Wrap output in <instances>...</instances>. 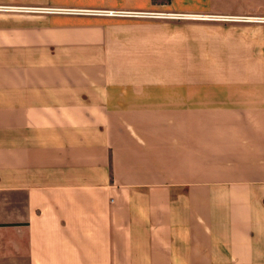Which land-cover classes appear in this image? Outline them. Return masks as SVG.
I'll use <instances>...</instances> for the list:
<instances>
[{"label": "crops", "instance_id": "obj_1", "mask_svg": "<svg viewBox=\"0 0 264 264\" xmlns=\"http://www.w3.org/2000/svg\"><path fill=\"white\" fill-rule=\"evenodd\" d=\"M264 17V0H0ZM0 264H264V24L0 11Z\"/></svg>", "mask_w": 264, "mask_h": 264}, {"label": "built area", "instance_id": "obj_2", "mask_svg": "<svg viewBox=\"0 0 264 264\" xmlns=\"http://www.w3.org/2000/svg\"><path fill=\"white\" fill-rule=\"evenodd\" d=\"M9 11V12H37V13H65V14H82V15H95V16H105L110 18H123V19H138V20H151V21H161V20H170V21H184V22H224V23H242V24H264V17L257 16H229V15H212V14H200V13H182V12H167V11H110V10H67V9H37V8H22V7H1L0 11Z\"/></svg>", "mask_w": 264, "mask_h": 264}]
</instances>
